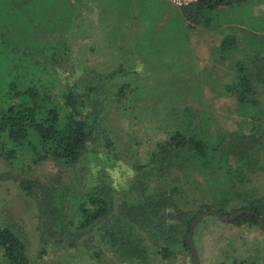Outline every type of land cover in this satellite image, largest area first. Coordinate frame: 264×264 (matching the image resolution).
Masks as SVG:
<instances>
[{"label":"trees","instance_id":"trees-1","mask_svg":"<svg viewBox=\"0 0 264 264\" xmlns=\"http://www.w3.org/2000/svg\"><path fill=\"white\" fill-rule=\"evenodd\" d=\"M18 1H0V19L5 23L0 24L1 159L8 165H17L25 174L47 161L74 165L87 151L94 130L99 129L105 145L111 147L109 153L121 160L133 158L137 161L133 168L139 175L135 186L138 198L127 194L117 205L114 188L101 180L88 196L77 199V217L67 215L68 188L61 185V180L57 184L62 188L22 179L20 191L36 198L39 219L51 234L60 237L62 242L70 234L79 238L96 231L102 246L113 252L119 262L146 264L153 254H150L151 245L155 250L163 249L168 256L167 243L176 235L178 241L184 238L190 250L188 237L193 222L212 210L232 216L237 210L228 207L231 201L245 202L246 206L238 211L247 212L233 224L259 226L254 214L264 217V201L251 196L247 200L240 189L251 182L254 172L264 170V50L253 51L245 42L248 37L234 34L225 36L213 55L222 62L227 56L233 57L234 81L226 89L249 120L236 131L212 134L197 115L199 109L179 104L175 97L166 94L164 87L167 78L177 70L180 74L186 73L185 63L179 66L174 53H182L189 47L188 32L196 26L218 30L229 19L232 21L233 10L243 9L251 0H198L181 11L170 10V22L164 20L155 31L151 29L144 34L148 41L136 40V53L128 47L129 38L121 30V22L120 27L115 26L105 36L112 49L119 52V62L107 73H97V77L91 74L94 70L90 71L86 74L87 80L84 77L78 82L80 88L68 86L60 92L56 85L60 76L57 72L62 59L69 56L60 57L55 42L47 46L46 39H37L35 31L62 24L67 26L66 31L69 27L70 30L77 28L84 21L89 0H75L74 8H71L74 0ZM123 1L117 3L124 7ZM159 1L153 6L151 0H134L133 6L146 8L147 16L153 21L161 14L158 7L164 1ZM109 5L112 4L103 7V12H108ZM114 6L118 9L111 13L117 19L116 14L123 10ZM133 6L130 3V14L134 15L137 13ZM22 11L27 12L26 17H17L21 15L17 12ZM19 29L27 31L21 36ZM59 33L66 34L57 31L54 35ZM29 38L31 41H27ZM137 61L145 63L146 75L154 76L158 86L143 80L135 67ZM113 86L115 99L106 102L101 97H109L112 90L108 89ZM190 86L196 87L192 79ZM159 93L163 95L156 105L159 112L156 117L164 138L153 142L148 163L143 164L136 156L138 151L134 153L132 148L120 151L123 145L120 132L113 126L112 134L102 123L109 113L107 103L116 105V114L127 119L131 110H136L138 98L150 100ZM199 175L223 179L222 182L207 179L209 183L204 185L196 180ZM201 195L207 202L200 201ZM145 236L151 239V244ZM0 249L8 264H30L23 240L1 225Z\"/></svg>","mask_w":264,"mask_h":264},{"label":"rangeland","instance_id":"rangeland-1","mask_svg":"<svg viewBox=\"0 0 264 264\" xmlns=\"http://www.w3.org/2000/svg\"><path fill=\"white\" fill-rule=\"evenodd\" d=\"M20 1L24 2V0ZM117 1L89 0L86 3L84 21L77 28L70 30L69 27V30L66 31L67 26L62 24L54 29L35 31L36 38L46 39L47 46H51V43L55 42L60 57L69 56L68 59H62V66L57 72L60 75L56 84L57 91H64L68 86L73 87L74 85H79L80 88L81 85L78 82L84 77L87 80L86 74L90 71L94 70L91 74L97 77V73H107L119 62L120 58L117 56L119 52L112 49V44L105 40L110 29L117 25L120 27L122 22L121 30L129 38L128 47L131 52L136 53V40L148 41V36L145 35L151 29L155 31L159 28L164 20H168L170 10L181 11L198 0H160V3L164 1V4L158 7L161 14H157L153 21L150 20L151 16H147L146 8L141 9L138 6H133L134 0H127V2L124 0L126 3L124 7H121L122 5ZM151 2L154 6L157 0H151ZM130 3L137 14H130ZM76 4L77 2L72 4L71 8H74ZM108 4H112L109 5L108 12H103V7ZM114 5L120 6L123 10L122 15L116 14L117 19H114L111 13L113 9H118ZM17 13L21 14L17 15L18 17L25 16L27 12ZM130 15L133 17L131 18ZM171 17L173 20L172 15ZM230 17L233 18L232 21L229 19L216 31L196 26L188 32L189 47L185 48L182 53H174V57L180 62L179 66L185 63L186 73L180 74L177 70L174 75L167 78V85L164 86L166 94L175 97L179 104H188L199 109L197 115H200V120L209 127L212 134L236 131L249 121L236 98L228 94L226 89L234 81L233 57L227 56L223 62L213 58L221 41L225 36L241 34L248 37V41L245 42L248 43V46L253 47V51L259 50V48L264 50V0H251V3L243 9L233 10ZM0 24L5 23L0 19ZM27 30L30 31L29 28ZM27 30L19 29L18 32L23 36ZM57 31H63L66 34L54 35ZM143 35L146 38L142 37ZM27 41H31V38ZM150 41L153 43L152 40ZM137 63L138 61L136 65ZM136 65V70L144 81L156 84L157 80L154 76L146 75L148 70L145 63ZM191 79L195 88L190 86ZM105 89L107 90V86ZM108 90H112L110 96L105 95L101 98L106 102H112L115 99L114 86ZM160 95L163 93L152 96L150 100H143V97L138 98L137 108H134L136 110H131V115L127 119L116 114L117 106L113 103H107L109 113H106V116L104 114L106 120L102 125L111 129L112 134L114 133L113 126L120 132L119 140L121 139L123 143L120 151L127 148H132L134 153L138 151L136 156L143 164L148 163L149 152L154 147L153 142L164 138L162 125L159 124L156 117L159 114L156 105L161 98ZM57 96L60 97V95ZM112 118L115 120L113 121ZM104 142L105 138L101 131L95 129L93 139L79 162L66 166L54 161H47L35 166L28 174L18 170L17 165H8L0 157V225L10 228L23 240L27 247L30 264H140L138 261L135 263L119 262L113 252L102 246L96 237V231L79 238L70 234L72 237H64L61 242L60 237L51 234L48 228L41 223L36 198L27 197L19 189L22 179L39 181L60 188L66 186L69 202L65 205V209L67 215L75 217H77L75 214L78 206L77 199L88 196L101 180L106 181L114 188L117 205L127 194L130 198H138L135 186L139 175L133 168L137 161L129 156L127 160L124 157L122 160L118 159L109 153L111 150L108 149L111 147L105 145ZM250 178L251 182L240 189V192L245 195L243 197L248 200L251 199L249 198L251 196L252 199L264 201V170L254 172ZM207 179H218L222 182L223 178L209 177L208 175L204 177L199 175L196 178L204 185L209 183ZM60 180L63 186L57 184V181ZM203 189L205 188L203 187ZM195 193L194 191L192 194ZM203 195L199 197L202 203L207 202L202 200ZM228 204V207L237 210L230 217L240 213L238 210L246 206L245 202L241 203L240 201H231ZM231 209L227 211L232 212ZM210 212L221 213L212 210L201 216ZM260 217L264 220V217ZM73 227L76 228V225ZM145 237L146 241L151 244V239ZM183 240L182 237L178 241L176 235L167 243L165 251L168 256H165L166 253L163 249L158 251L151 245L152 252L150 254H153L146 264H195L192 249L189 246V250ZM72 243L76 246H71ZM193 243L200 264H264V231L258 225H235L233 222H224L217 216L208 215L196 226ZM0 264H8L1 249Z\"/></svg>","mask_w":264,"mask_h":264},{"label":"water","instance_id":"water-1","mask_svg":"<svg viewBox=\"0 0 264 264\" xmlns=\"http://www.w3.org/2000/svg\"><path fill=\"white\" fill-rule=\"evenodd\" d=\"M244 214H247V212H240V213H237L235 214L233 217H226L224 216L223 214L221 213H218V212H210L208 214H205L201 217H199L197 220H195V222L193 223L192 227H191V231L189 233V244H190V247L192 249V253H193V256H194V259H195V264H200V261H199V257L197 255V252L195 250V246H194V243H193V234H194V231H195V228L196 226L201 222V220L208 216V215H212V216H217L219 217L220 219H222L224 222H227V223H231L233 222L236 218L238 217H241L242 215ZM258 223H259V226L261 227V229L264 231V220L259 216V215H256L254 214Z\"/></svg>","mask_w":264,"mask_h":264}]
</instances>
